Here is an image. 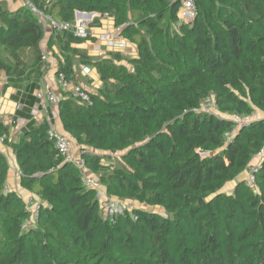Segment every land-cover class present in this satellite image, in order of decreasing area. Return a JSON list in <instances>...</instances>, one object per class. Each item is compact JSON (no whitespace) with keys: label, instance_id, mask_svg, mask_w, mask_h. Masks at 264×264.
Instances as JSON below:
<instances>
[{"label":"trees","instance_id":"obj_1","mask_svg":"<svg viewBox=\"0 0 264 264\" xmlns=\"http://www.w3.org/2000/svg\"><path fill=\"white\" fill-rule=\"evenodd\" d=\"M30 1L61 23H75L77 11L108 14L137 46L136 57L95 58L74 46L91 34L54 28L64 56L57 76L77 82L81 62L102 81L88 88L91 104L64 92L65 133L109 196L151 208L105 218L97 191L49 137V121L31 120L9 141L11 125L0 118L21 185L41 201L23 228L31 213L16 191L5 192L10 165L0 152V264H264V161L257 189L243 178L222 190L264 148V117L255 116L264 112V0H195L190 22L179 16L181 0ZM45 36L28 4L0 10L8 84L42 74ZM209 95L219 113L199 111ZM231 115L254 117L228 137Z\"/></svg>","mask_w":264,"mask_h":264},{"label":"crops","instance_id":"obj_2","mask_svg":"<svg viewBox=\"0 0 264 264\" xmlns=\"http://www.w3.org/2000/svg\"><path fill=\"white\" fill-rule=\"evenodd\" d=\"M1 4L3 8L0 7V10H15L22 6L20 0H0V5ZM79 16L85 17L86 19H91L92 16L94 17L93 19L99 18V22L95 25H91L90 23L89 32L92 34L93 39L80 44H74V46L85 50L89 56L95 58H108L113 52H118L125 58H132L138 55L137 46L130 41L127 42L126 47L114 49L101 39V35L116 25L114 17L109 15L104 16L100 13H85L76 15V20L79 19ZM45 30L46 36L41 43V48L42 53L47 55V60H43L44 66L41 75L29 78L23 77L18 83L8 84V77L4 73H0V118L11 125L9 141L19 140L21 129L31 120L40 123L43 114L50 119L51 125L59 132H66L60 118L58 104H49L48 112L44 113L37 97V92L40 89H50L52 92L57 93L60 98H62L64 92H66L63 91L57 83V71L60 63L64 60V56L57 43V37L54 36V28L48 26ZM123 64H126L130 68L132 67L126 59L123 61ZM84 66L90 68L89 73L84 72ZM75 70L77 71L76 79L78 83L83 84L92 91H98L101 88L102 81L95 66L80 62L75 66ZM255 116L264 117V112L258 111ZM75 145L76 150H78V152L81 151L80 145H78V143ZM0 152L7 157L10 165L6 183L10 184L12 190L16 191L24 201L29 197L37 198L32 192L21 185V172L11 143L0 142ZM89 173L90 171L86 169L85 174L89 176L91 174ZM247 173L248 169H246L239 178H246ZM235 184H233L227 192L232 191Z\"/></svg>","mask_w":264,"mask_h":264},{"label":"built area","instance_id":"obj_3","mask_svg":"<svg viewBox=\"0 0 264 264\" xmlns=\"http://www.w3.org/2000/svg\"><path fill=\"white\" fill-rule=\"evenodd\" d=\"M23 4H28L33 12L38 16L39 21L43 23L44 27L48 26L59 29V30H70L73 31L76 35L80 37H87L91 33L89 32L90 23L94 21V17L91 19H86L85 17H80L76 20L75 23H61L54 20L51 16L44 13L40 8L34 5L30 0H22ZM182 7L179 12L180 18L185 22H190L193 20L196 14L195 0H181ZM78 15V14H76ZM104 16H108V14H104ZM123 26L114 25L113 28L108 29L103 35H101V39L104 40L105 43L110 45L112 48H123L127 46L128 39L122 36ZM92 35V34H91ZM42 60H47V55L42 53ZM85 73H89L90 68L84 66L83 68ZM57 83L63 91H68L72 96L79 98L87 103H92L91 94L89 89L81 83L74 82L72 80L66 79L65 75L61 73L57 76ZM37 97L41 103L42 111L44 113L48 112L49 104H58L60 97L57 93L52 92L50 89H40L37 92ZM202 113H219L218 108L215 103L214 95L207 96L199 109ZM254 116H238L231 115L230 118L236 122V127L232 133H227L226 136H231L237 129V125H243L249 123ZM47 120L50 122V119L43 114L42 121ZM51 123V122H50ZM48 135L51 139L54 140L56 148L59 152L67 159V161L75 163L78 167H80L83 173V184L86 188H99L101 183L96 181L95 177L87 176L85 174V165L84 161L81 157V152H76V145L73 142L72 138L63 132H59L52 125L48 129ZM0 142H5V137L0 136ZM200 151V149L198 150ZM264 161V148H262L259 152L255 153L252 158V162L248 167V173L245 178L246 185L252 187L253 189H257V185L255 182V172L258 171L261 163ZM21 175V173H20ZM13 191L12 186L6 183L5 192ZM98 200L101 204L102 214L105 218L113 221L118 214L123 213L125 211H132L135 205H132L130 202H125L121 199H116L110 197L108 194L105 195L104 198H100L101 190L97 192ZM27 205L28 211H30L31 216L30 220H27L23 228H27L29 223H35L37 219L38 209L40 208L41 203L36 204V200L34 197H29L25 201ZM31 207V209L29 208Z\"/></svg>","mask_w":264,"mask_h":264},{"label":"rangeland","instance_id":"obj_4","mask_svg":"<svg viewBox=\"0 0 264 264\" xmlns=\"http://www.w3.org/2000/svg\"><path fill=\"white\" fill-rule=\"evenodd\" d=\"M20 2H21V4H23L24 2H22V0H20ZM0 7H2V4L0 5ZM3 8V7H2ZM64 133V132H63ZM92 151H94V152H98L97 150H93L92 149ZM76 152H78V150H76ZM100 152V151H99ZM211 152V151H210ZM115 155H119V152H117V153H115ZM90 174V173H89ZM89 176H94L95 177V179H96V181H98L99 183H100V181L98 180V176L97 175H92V173L89 175ZM240 180V178L238 177V178H236V179H234L233 181H230V182H228V183H226L225 185H224V187L222 188V190L223 191H228L231 187H232V185L233 184H235V182H237V181H239ZM91 189H93V190H95V191H97V192H99V189L101 190V194H104V195H99V197L100 198H104L105 197V195H107V192H106V190H105V187L104 186H102V184L100 185V187L99 188H91ZM110 197H113V196H110ZM114 198V197H113ZM116 199H120V198H116ZM35 200H36V204H35V206H33V207H36V205L38 204V203H40L41 201H39V200H37V198H35ZM121 200H123V201H125V202H130V203H132V205H135V207H137V206H141V207H143V208H146V207H150V206H147V204H145V203H142V202H140V201H138V200H125V199H121ZM30 209H31V207H29ZM151 208V207H150ZM158 210H162V209H158Z\"/></svg>","mask_w":264,"mask_h":264},{"label":"water","instance_id":"obj_5","mask_svg":"<svg viewBox=\"0 0 264 264\" xmlns=\"http://www.w3.org/2000/svg\"><path fill=\"white\" fill-rule=\"evenodd\" d=\"M76 13H77V14H85V13H88V12L77 11ZM88 14H90V13H88ZM91 14H92V13H91Z\"/></svg>","mask_w":264,"mask_h":264}]
</instances>
